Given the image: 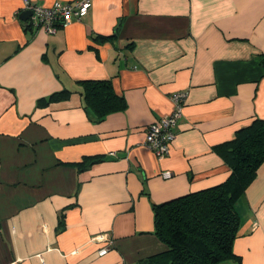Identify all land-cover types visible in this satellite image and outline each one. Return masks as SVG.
Instances as JSON below:
<instances>
[{"label":"crops","instance_id":"obj_1","mask_svg":"<svg viewBox=\"0 0 264 264\" xmlns=\"http://www.w3.org/2000/svg\"><path fill=\"white\" fill-rule=\"evenodd\" d=\"M22 7L0 0V264H139L166 249L152 204L223 182L216 147L264 119V0H91L54 32ZM103 79L125 107L94 121L82 80ZM176 91L158 158L145 127ZM235 208L218 264H264V162Z\"/></svg>","mask_w":264,"mask_h":264},{"label":"trees","instance_id":"obj_2","mask_svg":"<svg viewBox=\"0 0 264 264\" xmlns=\"http://www.w3.org/2000/svg\"><path fill=\"white\" fill-rule=\"evenodd\" d=\"M260 61L264 63V54ZM81 93L94 121L125 107L108 79L82 80ZM216 148L230 169L229 175L219 184L152 204L154 233L166 249L139 264H218L233 257L239 223L235 205L264 162V119H253ZM90 158L94 161L97 156Z\"/></svg>","mask_w":264,"mask_h":264},{"label":"built area","instance_id":"obj_3","mask_svg":"<svg viewBox=\"0 0 264 264\" xmlns=\"http://www.w3.org/2000/svg\"><path fill=\"white\" fill-rule=\"evenodd\" d=\"M22 11L30 10L32 22L43 27L46 32H54L58 25H65L73 18L84 16L91 6V0H54L49 5H38L31 0H22ZM185 92L176 91L171 95L173 108L168 114L150 122L145 127L144 143L154 152L155 156L162 158L169 154L170 146L175 138L177 121L182 115ZM114 154V152H111ZM170 171H163L161 176L167 178ZM100 240L105 237L102 234L96 236ZM102 248L100 253H104Z\"/></svg>","mask_w":264,"mask_h":264},{"label":"water","instance_id":"obj_4","mask_svg":"<svg viewBox=\"0 0 264 264\" xmlns=\"http://www.w3.org/2000/svg\"><path fill=\"white\" fill-rule=\"evenodd\" d=\"M20 15L23 17V19H26L28 16L31 15V11L30 10H24L20 13Z\"/></svg>","mask_w":264,"mask_h":264}]
</instances>
